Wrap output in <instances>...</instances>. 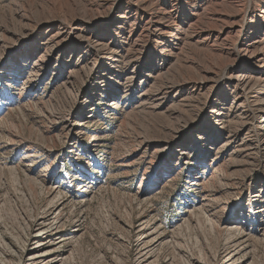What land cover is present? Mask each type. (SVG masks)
Instances as JSON below:
<instances>
[{"label":"rangeland","instance_id":"374dc122","mask_svg":"<svg viewBox=\"0 0 264 264\" xmlns=\"http://www.w3.org/2000/svg\"><path fill=\"white\" fill-rule=\"evenodd\" d=\"M250 1L240 86L186 15L147 25L120 12L135 0H0V233L19 240L62 195V264H137L143 221L163 236L157 264H226L239 241L234 264H264V235L224 227L264 197V0ZM212 128L205 160L168 159L181 132L202 147Z\"/></svg>","mask_w":264,"mask_h":264},{"label":"bare ground","instance_id":"6f19581e","mask_svg":"<svg viewBox=\"0 0 264 264\" xmlns=\"http://www.w3.org/2000/svg\"><path fill=\"white\" fill-rule=\"evenodd\" d=\"M155 1L159 2L158 5H160V10H155V8L152 7L151 2H154V0H135L133 4L127 3L124 10L120 9V12L122 11L123 18L125 19L136 22L144 19V22L147 25L149 22H159V19L162 16H167L168 18L172 17L173 19H182L185 18L183 16L186 15L187 19L185 23L188 22L187 28L189 31L193 28L194 31H196L195 29H198V31L195 32V35H193L198 39L201 38L200 41L202 44L212 49L214 48L216 51H219L221 55L225 56V64L227 67L233 64L230 75L234 78L235 84L241 86V84L250 81L249 79L251 76H246V73H244L243 70H239L236 67L238 64L237 62L241 59L242 52L248 50L251 51V45L253 42L250 40L252 39L255 30L258 29V26L256 27V25L252 24L248 19L252 7L250 0H202L199 5H203L202 7H198V5L193 3V0ZM160 2L162 4H160ZM229 8L231 9L229 10ZM200 9L201 13H198L197 11ZM115 13L112 12L109 15L108 19L110 21H114L117 18L116 15L118 14V11ZM181 22L183 21L181 20L180 23ZM97 34V30H94V35ZM33 53V50L29 51V54L31 55H33ZM141 65L142 64L140 63H135L134 66L131 67L132 69L130 68V73L133 75L139 73L142 67ZM245 86H247V84ZM243 88L244 87L241 89ZM158 97L164 99L165 93L161 91L160 96ZM155 104H157V102ZM214 130L215 128L207 131L199 130L200 132L202 131L205 134L206 139H208L205 142L206 144L202 147H199L200 144L195 147L187 146L190 137L181 132L179 136L174 138L171 142L172 144H175V150L169 152L168 159L175 158L187 151H191L192 156L195 155V160L198 162H200V156L202 154V159L205 160L210 155L209 149L213 146L214 138H216V135L214 136L213 134ZM197 135L199 134L197 133ZM207 145H210V147H207ZM25 156L26 155H24V157ZM162 166H164L165 169L167 168L165 163H163ZM56 190H58L56 186L53 187V192ZM61 196L56 195L54 199L52 198V200H50L52 201V205L45 215L35 221L32 231L28 232L32 227L30 224L26 225V228L24 229L25 231L22 233V238L19 240L16 239L15 236L13 241H11L12 237L8 240L11 235L7 239L4 232L0 233V264H14V262H16L15 264H62L66 260L69 255L68 250L64 248L66 238L63 234L60 235L64 225V201L61 199ZM247 199V208L240 207L236 219L231 220L233 221L231 223H226L224 227L227 230L237 232L239 235H264V197L263 199L261 198L259 191V193H252ZM209 223L215 226L212 222ZM149 224L146 221H143L142 226L139 229L135 249V254L137 255L135 260L137 264H157L156 259H149L161 244V237L163 236H161L162 233L159 231L160 228H158V226H149ZM29 241H32L33 248L30 252H27V243ZM239 242L241 243V241ZM239 242L236 246H239ZM235 244L234 246L231 245V249L229 248L224 251L227 259L226 264H234L236 261L235 258L238 255L239 250L236 248ZM13 246H17V248H13Z\"/></svg>","mask_w":264,"mask_h":264}]
</instances>
